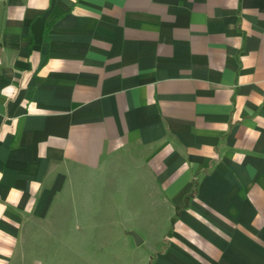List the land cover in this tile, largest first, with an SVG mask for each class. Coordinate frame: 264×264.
Segmentation results:
<instances>
[{"label":"crops","instance_id":"crops-1","mask_svg":"<svg viewBox=\"0 0 264 264\" xmlns=\"http://www.w3.org/2000/svg\"><path fill=\"white\" fill-rule=\"evenodd\" d=\"M124 158L145 264H264V0H0V264Z\"/></svg>","mask_w":264,"mask_h":264},{"label":"rangeland","instance_id":"rangeland-1","mask_svg":"<svg viewBox=\"0 0 264 264\" xmlns=\"http://www.w3.org/2000/svg\"><path fill=\"white\" fill-rule=\"evenodd\" d=\"M140 173L128 159H117L102 169L99 194L84 200L82 172L75 171L49 213L25 221L12 264H145L144 251L155 245V235L133 247L125 230L147 223L145 211L132 213L147 206L130 180Z\"/></svg>","mask_w":264,"mask_h":264},{"label":"water","instance_id":"water-1","mask_svg":"<svg viewBox=\"0 0 264 264\" xmlns=\"http://www.w3.org/2000/svg\"><path fill=\"white\" fill-rule=\"evenodd\" d=\"M127 233H128L129 235L132 236L135 245H139V244H141V242H142V238H141V236H140L139 234H137V233H136L135 231H133V230H127Z\"/></svg>","mask_w":264,"mask_h":264}]
</instances>
